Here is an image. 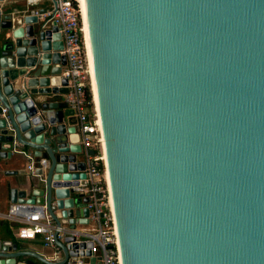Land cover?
I'll use <instances>...</instances> for the list:
<instances>
[{
  "label": "water",
  "instance_id": "95a60500",
  "mask_svg": "<svg viewBox=\"0 0 264 264\" xmlns=\"http://www.w3.org/2000/svg\"><path fill=\"white\" fill-rule=\"evenodd\" d=\"M78 3L119 264H264V0ZM46 11L0 8V159H44L11 201L62 232L0 239V264H100L71 232L86 162Z\"/></svg>",
  "mask_w": 264,
  "mask_h": 264
},
{
  "label": "built area",
  "instance_id": "2783aa9c",
  "mask_svg": "<svg viewBox=\"0 0 264 264\" xmlns=\"http://www.w3.org/2000/svg\"><path fill=\"white\" fill-rule=\"evenodd\" d=\"M32 1L37 3L39 0ZM41 17L46 23L56 22L62 36V54L66 56V63L62 66L61 76L68 81L64 102L80 134L86 162L87 177L80 179L72 190L77 195L88 197L89 224L71 232L79 241L92 242L91 250L100 257V264H119L93 94L92 108L88 107L90 101L86 95V88L89 87L92 93V87L78 0H56L53 8L41 14ZM27 156L31 160L28 169L34 172V157L31 153H27ZM41 163H44V159ZM30 208L25 204H13L7 213L8 217L18 215L23 221L18 229L19 237L31 239L41 235L46 245L56 247L55 234L61 233L62 228L54 223L43 207Z\"/></svg>",
  "mask_w": 264,
  "mask_h": 264
},
{
  "label": "crops",
  "instance_id": "0c3cea01",
  "mask_svg": "<svg viewBox=\"0 0 264 264\" xmlns=\"http://www.w3.org/2000/svg\"><path fill=\"white\" fill-rule=\"evenodd\" d=\"M54 6L53 0H39L35 3L32 0H0V8L8 13L14 8L20 9H51ZM49 100H58L64 102V95L48 96ZM31 153L32 152H27ZM16 156L14 159H0V239L9 240L18 249L35 251L44 255H50L53 251L58 252L57 246L46 245L43 236L38 235L35 238H21L18 235V229L23 224L20 216L8 217L9 208L16 203L11 201V188H22L23 182L33 173L28 169L31 160L27 156ZM33 155V154H32ZM34 157V155H33ZM80 159L85 158L84 150L78 154ZM42 160V159H41ZM40 159L33 158L34 165L37 168ZM84 225H78L76 228H82ZM85 227V226H84Z\"/></svg>",
  "mask_w": 264,
  "mask_h": 264
},
{
  "label": "trees",
  "instance_id": "16d2710c",
  "mask_svg": "<svg viewBox=\"0 0 264 264\" xmlns=\"http://www.w3.org/2000/svg\"><path fill=\"white\" fill-rule=\"evenodd\" d=\"M86 95H87V100L90 101V103L88 104V107L92 108V106H93V103L91 102L92 93H91V90L89 89V87L86 88Z\"/></svg>",
  "mask_w": 264,
  "mask_h": 264
}]
</instances>
